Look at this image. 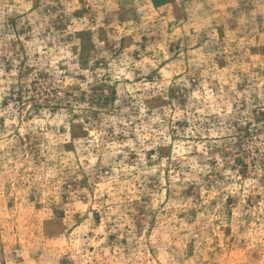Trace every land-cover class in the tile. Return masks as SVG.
I'll list each match as a JSON object with an SVG mask.
<instances>
[{
  "label": "rangeland",
  "instance_id": "1",
  "mask_svg": "<svg viewBox=\"0 0 264 264\" xmlns=\"http://www.w3.org/2000/svg\"><path fill=\"white\" fill-rule=\"evenodd\" d=\"M0 264H264V0H0Z\"/></svg>",
  "mask_w": 264,
  "mask_h": 264
}]
</instances>
